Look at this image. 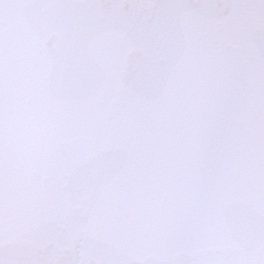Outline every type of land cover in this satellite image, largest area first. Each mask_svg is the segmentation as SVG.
<instances>
[{"label": "snow or ice", "instance_id": "snow-or-ice-1", "mask_svg": "<svg viewBox=\"0 0 264 264\" xmlns=\"http://www.w3.org/2000/svg\"><path fill=\"white\" fill-rule=\"evenodd\" d=\"M0 264H264V0H0Z\"/></svg>", "mask_w": 264, "mask_h": 264}]
</instances>
